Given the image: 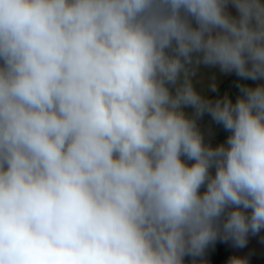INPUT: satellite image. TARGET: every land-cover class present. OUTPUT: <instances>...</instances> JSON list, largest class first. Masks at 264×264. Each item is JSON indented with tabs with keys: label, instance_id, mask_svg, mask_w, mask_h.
Here are the masks:
<instances>
[{
	"label": "clouds",
	"instance_id": "clouds-1",
	"mask_svg": "<svg viewBox=\"0 0 264 264\" xmlns=\"http://www.w3.org/2000/svg\"><path fill=\"white\" fill-rule=\"evenodd\" d=\"M262 229L264 0H0V264H209Z\"/></svg>",
	"mask_w": 264,
	"mask_h": 264
},
{
	"label": "crops",
	"instance_id": "crops-1",
	"mask_svg": "<svg viewBox=\"0 0 264 264\" xmlns=\"http://www.w3.org/2000/svg\"><path fill=\"white\" fill-rule=\"evenodd\" d=\"M213 75L216 77L221 94L228 92L235 96L237 78L234 74L221 73L218 68L201 67L195 78L197 89L206 95H213L209 90ZM210 123V118L206 116L202 124L209 138L213 143L223 142L227 133L224 132L221 126L211 124L209 127ZM234 254L247 256L250 264H264V234L259 232L255 235H250L246 246L243 248H236L230 240H218L214 246L208 249L206 256L209 264H226L227 259Z\"/></svg>",
	"mask_w": 264,
	"mask_h": 264
},
{
	"label": "water",
	"instance_id": "water-1",
	"mask_svg": "<svg viewBox=\"0 0 264 264\" xmlns=\"http://www.w3.org/2000/svg\"><path fill=\"white\" fill-rule=\"evenodd\" d=\"M260 233H261V234H264V229H262V230L260 231Z\"/></svg>",
	"mask_w": 264,
	"mask_h": 264
}]
</instances>
